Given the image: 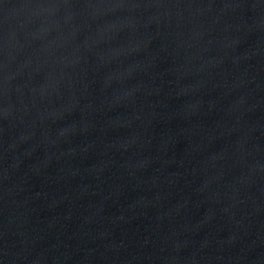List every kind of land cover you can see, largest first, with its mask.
I'll list each match as a JSON object with an SVG mask.
<instances>
[{"label":"water","instance_id":"1","mask_svg":"<svg viewBox=\"0 0 264 264\" xmlns=\"http://www.w3.org/2000/svg\"><path fill=\"white\" fill-rule=\"evenodd\" d=\"M0 264H264V0H0Z\"/></svg>","mask_w":264,"mask_h":264}]
</instances>
